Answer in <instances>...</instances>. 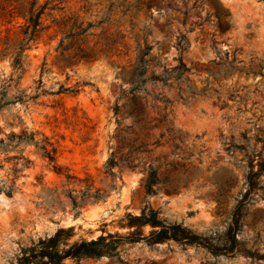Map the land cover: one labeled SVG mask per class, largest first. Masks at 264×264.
<instances>
[{
    "label": "rangeland",
    "instance_id": "1",
    "mask_svg": "<svg viewBox=\"0 0 264 264\" xmlns=\"http://www.w3.org/2000/svg\"><path fill=\"white\" fill-rule=\"evenodd\" d=\"M38 2L49 4L46 30L20 68L1 53L22 39L24 21L0 14V264H16L23 248L61 228L74 229L68 243L128 234V215L149 208L200 237H222L239 213L246 255L139 242L121 246L120 260L65 264H264V0H158L134 20L136 38L115 0ZM74 22L86 29L77 41ZM136 41L151 48L142 78L157 79L139 85V125L131 115ZM77 49L96 57L66 65ZM19 94L24 103H12ZM119 130L125 143L137 140L138 167L115 168L110 188L104 167ZM30 133L55 149L59 172L21 144ZM149 167L158 175L152 194L142 171ZM87 186L108 196L74 209L71 197L79 202ZM150 231L142 228L145 237Z\"/></svg>",
    "mask_w": 264,
    "mask_h": 264
},
{
    "label": "trees",
    "instance_id": "2",
    "mask_svg": "<svg viewBox=\"0 0 264 264\" xmlns=\"http://www.w3.org/2000/svg\"><path fill=\"white\" fill-rule=\"evenodd\" d=\"M158 0H123L119 3V0H115L117 8H122V17L128 18L132 25V34L136 38L135 33L136 23L134 20L141 12H146L153 3H157ZM48 3L40 5L38 0H0V14L3 17L21 18L24 21L22 27V39L17 41L12 47L5 49L1 56H6L11 53L14 59V64L20 68V61L22 55L26 50H29L32 44L40 37V35L46 30V27L42 25L41 17L44 15L45 10L48 7ZM10 20L8 23H10ZM81 25H77L76 22L69 28V32H74L70 35L71 41L78 40L79 36L84 35L86 29H81ZM66 27V26H65ZM48 28V27H47ZM124 38V37H123ZM117 40H112V45ZM137 42V57L136 64L133 68L132 84H137L132 91V105L134 106L133 112H131L134 123L139 125L142 121L141 106L138 103L137 95L139 85L145 83L146 80L155 82L157 79L143 77V71L147 69L148 60L147 56L150 53L151 48L146 45L141 46ZM71 48L67 45L63 50L66 53ZM11 49V51H10ZM96 57V54L91 51H85L82 49L74 50L65 59L66 65H74L80 62H89ZM146 78V79H144ZM144 79L143 81H141ZM5 95L1 97V101L4 100ZM23 94H19L15 97L12 103H24ZM35 99V98H31ZM0 101V102H1ZM2 105V103H1ZM0 105V108L2 107ZM153 127L146 128L142 125L140 130H151ZM123 130H119L115 139L117 141L116 148L113 150L109 158L105 163V175L111 178L110 188L115 187L116 173L115 168L135 170L138 165L134 164L132 155L135 152L134 144L137 140H132L130 143H125V137L121 135ZM34 133L29 135L23 134L21 144H33L35 148L42 154L44 158L53 163V168L56 171H60L61 168L56 165L55 149L52 148L45 140L41 142H34ZM127 147L128 154L122 158L116 160L115 154L122 153ZM262 150L264 153V141L262 144ZM146 175L145 188L147 193H154V187L158 184L157 169L149 167L147 170L143 169ZM67 181L74 178L70 175H65ZM8 194H11L9 191ZM108 196L107 191L101 189H94L86 187L80 196L79 202L75 197H71V203L74 209L83 207L88 202L98 203L105 200ZM129 223L128 228H135L133 232L125 235L118 233H103L96 239L85 240L68 243V240L74 236V229L61 228L58 229L51 237L41 239L37 243L32 244L29 247L23 248L17 258L16 264H65L67 260H84V259H99L102 257L115 258L120 260V247L125 244H134L139 242H146L149 245L160 244L166 241H173L181 245L197 246L199 248L207 250L210 254L215 256H231L234 257L238 254L246 255L245 250L241 248V242L237 239V234L240 230V214L235 213L231 219V222L222 237H200L192 233L190 230L184 228L181 224H167L159 218V212L153 209L142 210L139 216L128 215ZM150 227L151 231L148 236H144L142 228Z\"/></svg>",
    "mask_w": 264,
    "mask_h": 264
}]
</instances>
